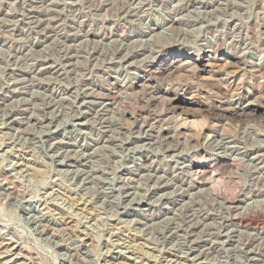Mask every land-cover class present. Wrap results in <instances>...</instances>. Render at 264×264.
<instances>
[{"label": "rangeland", "instance_id": "374dc122", "mask_svg": "<svg viewBox=\"0 0 264 264\" xmlns=\"http://www.w3.org/2000/svg\"><path fill=\"white\" fill-rule=\"evenodd\" d=\"M168 39L200 70L136 80ZM175 96L257 118L176 112L169 144ZM262 110L264 0H0V264H264L236 221L264 212ZM212 154L217 196L188 170Z\"/></svg>", "mask_w": 264, "mask_h": 264}, {"label": "bare ground", "instance_id": "6f19581e", "mask_svg": "<svg viewBox=\"0 0 264 264\" xmlns=\"http://www.w3.org/2000/svg\"><path fill=\"white\" fill-rule=\"evenodd\" d=\"M170 23H171V27H169V28H171L172 31H174L176 33V35L179 36L181 34V32H180V30L177 29V26H178V24H181L180 20L174 19ZM161 29H162V25L156 24L152 30L155 32H158ZM168 40L169 41H167L165 43L163 41H161L163 43L158 42L159 44L154 43L156 46H154L155 48H153V57L151 60L149 59V61H147L145 64L141 63L142 65L140 67L138 66L139 67V74L138 75L136 74L137 75L135 78L136 80L141 82V80L148 79V78H153V79L156 78V80L162 79L166 76L173 74L174 70L178 69L179 66H182V65H192L194 68H197L200 70L199 67L202 65L203 61L206 59V56H204L202 59L197 57V59L195 60L193 58H190L187 55L180 54L179 51L175 52L176 48H178L179 45L176 43V41L171 42L170 39H168ZM181 47L182 46H179L180 49H181ZM150 48H151V46H150ZM151 51H152V49H151ZM146 59H147V57H146ZM131 62L133 63V61H131ZM233 62H234L233 64L235 66L240 65V63L243 62V58L235 56ZM158 94L160 95V93H158ZM157 99L158 98H156V95H155V97L152 96L150 98V102L152 104H154L158 101ZM167 105H168V108L172 111V114L166 116L165 119L160 120L158 122V124H162V125H159V134H160L161 138L164 140V142L169 143V144H170V142L172 143V141H174V135L170 132L169 128H165V126H168V123L171 120L175 119L174 115L176 112L185 113V112H189V111L191 112V110H193L194 112L204 111L206 113V115H208V116H211V117L213 116V117H217V118L222 119V120H231V121H244L245 119L247 120L249 118H257L256 109L253 110L251 107H248V106L247 107L246 106L245 107L240 106L239 102H232L230 105H226L227 108H224V109L218 108L216 106H204V107L200 106V107L196 108V107H191L185 99L179 98L178 96H175V97H172V98L167 100ZM257 114H262L264 116V110L260 111V113L258 112ZM163 116H164V114H163ZM169 116H171V117H169ZM130 117L134 120L133 116H130ZM191 126H192V128H197V126H199V125H197L196 123H193ZM133 127L135 129H138V131L142 130L144 128V126H140L139 124H136L135 122H133ZM183 138H185L187 141H189L191 143L198 142V140L193 138V136H191V135H184ZM223 156H222V158L219 156L214 157L212 154V156H210L208 159L206 158L207 160L203 158V160H204L203 163L193 164L191 167L189 166L190 169H188L191 173L190 176H193V181H195L196 183H198V182L200 183V181H203L205 179V177L210 175V178L212 177L211 179H213L212 182H210V183H212L210 185H211V188L213 189V192L215 195H216L215 192H217V194L219 192H222L224 186L219 183L220 181H218L216 183L217 176H215V175L217 173L216 174H214V173L217 170H219V166L233 167V165H234L232 159L230 160L228 158H225L226 156L225 157H223ZM204 183H205V181H204ZM215 183L217 184V186H215ZM224 194H225V191H224ZM224 194H222L221 196H223ZM236 221L241 226H245L247 228L248 227L257 228L259 225H262L264 227V212H261V213H258L256 215H252V216H250V215L246 216L245 215L243 217L237 218ZM4 260H5V258H4Z\"/></svg>", "mask_w": 264, "mask_h": 264}]
</instances>
